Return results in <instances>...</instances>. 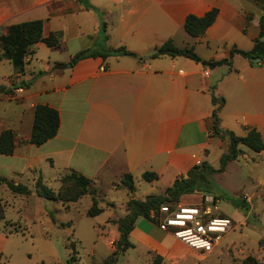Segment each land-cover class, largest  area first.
Segmentation results:
<instances>
[{
    "label": "crops",
    "instance_id": "0c3cea01",
    "mask_svg": "<svg viewBox=\"0 0 264 264\" xmlns=\"http://www.w3.org/2000/svg\"><path fill=\"white\" fill-rule=\"evenodd\" d=\"M85 1L97 13L84 8L79 0H0V35L11 25L37 19L43 20V36L61 33L58 48L43 43L32 47L33 53L18 77L28 86L12 89L21 88L19 102L0 109V132L18 131L24 124V140L30 134L35 105H47L59 115L56 135L42 145L16 140L10 156L21 167L14 171L34 170L36 161L44 159L59 171L74 170L90 179L96 191L124 188L121 178L125 174L131 175L133 186L144 172L157 174L156 181L169 169L175 178L184 177L203 158L220 155L226 146L211 130L212 87L214 96L224 99L218 112L219 128L244 136L245 127H254L264 140V65L252 66L244 59L236 66L233 61L240 56L233 55L228 70L212 78L208 67L187 58H150L168 39L177 46L176 36L182 37L179 48L203 44L210 49L212 44L217 48L241 33L248 44L239 49L250 50L259 32L258 23L250 24L247 30L246 17L249 15V21L254 18L240 0ZM211 8L218 14L201 37L190 41L181 35L187 15L200 17ZM101 23L105 25L103 34ZM231 47L220 58H227ZM118 48L136 58L117 54L69 63L81 50ZM41 50L46 52L44 59L39 56ZM196 54L202 60L217 59L210 53ZM41 62V70L49 74L51 83L39 78L40 86L31 89L35 65ZM7 84L4 87L8 89ZM258 154L264 161V152ZM115 181L118 188L111 187ZM134 191L135 186L129 192ZM167 234L151 220L138 218L129 237L159 253L155 257H160V264H173L181 255L163 251L161 244ZM118 235L116 232L110 238L111 246ZM173 240L182 244L175 237Z\"/></svg>",
    "mask_w": 264,
    "mask_h": 264
},
{
    "label": "rangeland",
    "instance_id": "374dc122",
    "mask_svg": "<svg viewBox=\"0 0 264 264\" xmlns=\"http://www.w3.org/2000/svg\"><path fill=\"white\" fill-rule=\"evenodd\" d=\"M240 3L254 18L246 26L249 31L250 24L258 23L260 8L253 0H240ZM182 33L183 37L193 40L185 32ZM181 40V36H176L177 46H182ZM247 44L243 34L239 33L237 37L228 39L217 48L212 44L208 50L203 44H195L194 50L202 55L210 53L218 59L226 52V48L232 45L240 48ZM56 54L62 55V52L56 51ZM39 56L44 59L47 56L45 50H41ZM241 61H245L244 58L237 57L233 64L238 66ZM31 64L34 65V62ZM41 65L43 62L35 65V79L31 89L40 86L39 78L47 84L51 83L49 74L41 70ZM228 68V65H223L208 70L214 78L220 75V71H227ZM22 74L17 73L7 60L0 61V88L8 83L9 89L8 93L0 92V109L19 102L17 95L20 92L12 89L22 82L18 80ZM8 113L11 115L13 111ZM14 132L16 140L25 142L24 124ZM240 147L243 153L235 160L227 162L223 171L206 172L205 180L201 183L204 191L183 194L176 205L165 204L207 206L212 217L227 218L231 222L230 228L220 235L214 249L205 254L197 253L180 240L182 244L174 241V237L167 234L166 240L161 244L163 251H169L171 255H181L173 264H240L247 256H252L257 262L264 264V249L260 245L264 237V161L258 153L244 146ZM226 152L225 146L220 155L212 153L208 158H203V162L218 169L219 158ZM20 167L21 163L13 160L11 156L0 155V176L14 183H21L30 190V194L25 196L14 194L5 185H0V203L4 209L3 219H0V264H104V260L113 250L108 242L118 233L117 225L106 220L123 217L126 214L125 204L131 198L144 200L149 195H163L176 179L172 169L167 170L152 185L140 178L134 181L133 193L122 183L124 188H118L119 182L115 181L111 187L118 189L106 187L97 190L98 205L102 212L96 216H88L86 212L91 200L87 193L76 202L44 199L35 194L34 183L38 176L48 188L57 192L61 187L59 177L68 172L59 171L44 159L36 161L34 170H27L22 174L14 171ZM243 200L245 203H242ZM128 240L132 246L119 254L115 264H152L157 258L155 255L159 253L151 251L142 241L134 237H129ZM194 255L203 256L196 258ZM156 264H160V260Z\"/></svg>",
    "mask_w": 264,
    "mask_h": 264
},
{
    "label": "trees",
    "instance_id": "16d2710c",
    "mask_svg": "<svg viewBox=\"0 0 264 264\" xmlns=\"http://www.w3.org/2000/svg\"><path fill=\"white\" fill-rule=\"evenodd\" d=\"M84 8L91 9L97 13V10L89 5L85 0H79ZM260 8V16L258 19V35L254 39L250 50H242L236 46H232L227 58L202 60L196 54L193 47L184 46L179 48L175 46L171 39L166 40L160 46L156 47L150 55V58H158L161 56L183 57L190 59L196 63H200L203 67L210 69L221 65L231 66V58L233 55L247 59L252 66L264 65V0H253ZM218 10L211 8L204 15L198 17L192 14L186 16L183 22V29L187 35L192 38L201 37L205 31L214 23ZM249 21V15L246 17ZM43 20H31L11 25L7 28L5 34L0 35V61L7 60L12 65L14 70L21 74L27 63L28 55L32 54V47L38 43H43L48 48H58L60 46V32H50L47 36L42 34ZM105 29L104 23L100 25V31L103 34ZM128 55L135 57L131 52L118 48L114 50L97 51L93 49L81 50L76 52L70 59V65H74L78 60L87 57H102L108 55ZM254 60H251V59ZM139 59V58H137ZM19 85L28 86L27 82H21ZM0 92L8 93L9 89L0 88ZM211 103L214 106L211 113L212 133L226 142L227 152L219 158V168L214 169L206 162H202L193 166L184 177H177L171 187L164 191L161 196L149 195L144 200L129 199L126 206V214L116 220L107 222L117 225L118 238L112 242L113 250L105 260L104 264H115L119 254L124 252L132 244L128 240L129 234L134 228L138 218L149 219L152 222H157L151 217V213L157 214L158 208L167 203L176 205L183 194L193 193L194 191H204L201 188L202 181L205 180L206 172L214 173L224 170L225 165L229 161L235 160L242 153L239 146H244L247 149L255 152H264V140L258 130L254 127H245V135L237 136L232 131L219 128L218 112L224 104V99L215 97L213 87L211 88ZM59 127V115L57 110L47 105L37 104L33 110V119L29 137L25 140L26 143L34 146H40L49 139L53 138ZM16 144V134L10 129H5L0 132V155L10 156L14 152ZM142 179L146 182H153L158 179V175L153 172H144ZM61 187L57 192H53L38 176L35 180V194L44 199L59 200L61 202H76L84 194H89L91 205L87 210L88 216H96L102 212L99 207V198L95 188L91 187L92 181L80 173L70 170L68 173L59 177ZM121 183L132 192L134 190L132 177L129 174L123 175ZM5 185L12 193L28 196L30 190L21 183H14L5 177L0 176V185ZM264 196V193H263ZM215 198V197H214ZM245 203V200L242 201ZM246 208V207H245ZM4 209L0 203V219H3ZM261 247L264 249V237L260 241ZM160 257H157L152 264L158 263ZM240 264H260L252 256L245 257Z\"/></svg>",
    "mask_w": 264,
    "mask_h": 264
},
{
    "label": "built area",
    "instance_id": "2783aa9c",
    "mask_svg": "<svg viewBox=\"0 0 264 264\" xmlns=\"http://www.w3.org/2000/svg\"><path fill=\"white\" fill-rule=\"evenodd\" d=\"M207 75V72L204 73ZM21 92V88L16 89ZM156 219L158 228L170 233L198 253H210L217 245L220 235L230 228L227 218L212 217L209 207L161 205Z\"/></svg>",
    "mask_w": 264,
    "mask_h": 264
},
{
    "label": "water",
    "instance_id": "95a60500",
    "mask_svg": "<svg viewBox=\"0 0 264 264\" xmlns=\"http://www.w3.org/2000/svg\"><path fill=\"white\" fill-rule=\"evenodd\" d=\"M251 60H254V59L252 58ZM205 193H208V192H205ZM210 194H212V195H213V193H210Z\"/></svg>",
    "mask_w": 264,
    "mask_h": 264
}]
</instances>
